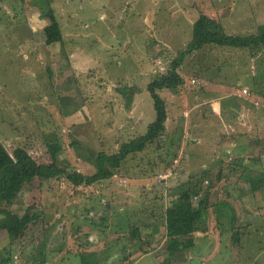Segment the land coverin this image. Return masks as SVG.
Returning <instances> with one entry per match:
<instances>
[{
  "label": "rangeland",
  "instance_id": "rangeland-1",
  "mask_svg": "<svg viewBox=\"0 0 264 264\" xmlns=\"http://www.w3.org/2000/svg\"><path fill=\"white\" fill-rule=\"evenodd\" d=\"M50 2L63 41L46 46L42 29L48 20L41 15L40 0H0V142L10 154L24 147L43 164L51 162L47 144L58 142L59 163L87 175L95 172L99 152H116L145 133L155 118L145 86L151 76L165 72L177 49L185 48L200 14L229 35L253 34L264 24V0ZM142 12L150 30L141 27ZM174 22L182 29L177 38ZM208 48L187 54L177 69L184 84L161 92L164 130L142 151L128 155L110 179L74 187L61 176L24 185L9 209L38 218L17 239L0 230V259L8 254L16 264H78L83 253L95 257L117 238L112 243L117 247L101 256L107 264L121 259L123 264H264V171L256 169V149L264 155V50ZM200 61L213 72L207 73L213 87L197 78ZM223 85L229 88L226 94L250 104V118L233 115L224 99L211 97L219 96ZM241 120L244 124L236 126ZM257 139L263 142L255 152L233 151ZM202 171L207 172L202 187L210 191L206 231L195 232L194 245L167 261L164 228L158 225L162 218L156 214L186 185L189 174ZM222 200L233 206L234 224L220 210ZM156 217L158 226L151 223ZM144 219L151 228L134 246L127 229L133 223L141 227ZM241 233L251 248L232 239ZM137 245L143 250L134 251Z\"/></svg>",
  "mask_w": 264,
  "mask_h": 264
},
{
  "label": "trees",
  "instance_id": "trees-1",
  "mask_svg": "<svg viewBox=\"0 0 264 264\" xmlns=\"http://www.w3.org/2000/svg\"><path fill=\"white\" fill-rule=\"evenodd\" d=\"M23 2L24 0H18ZM41 15L48 20L47 24L43 27L42 32L44 35V44L50 46L58 42L62 43L63 34L59 21L51 6L50 0H40ZM217 48H261L264 50V24L258 26L253 34L249 35H229L226 34L218 23L210 19L208 16L200 14L192 24V35L187 42L184 49H177L174 53L172 60L167 64L165 72H158L150 77L149 82L146 84L145 89L150 94L152 99V106L155 112L154 120L148 124L144 134L131 139L129 142H124L119 147L118 151L106 153L101 151L97 154L94 162L95 172L92 174H83L76 170H71L64 167L59 163V154L61 151L58 142L47 144V150L50 154L51 162L48 164L38 163L28 153V151L21 146H17L10 154L5 146L0 142V230L5 231L10 240L19 238L25 231L28 230L29 224L33 219H37L35 213L29 214L25 211L23 215H18L9 209V206L17 198L21 189L27 183H30L34 178L38 179H51L57 177H65L68 182L74 186L91 185L97 182L110 179L119 169L121 162L130 154L142 151L148 144L154 142L161 132L164 130V123L167 118L166 102L162 97L163 90H176L184 84L183 78L178 72V68L182 65L184 57L192 52H199L204 47ZM164 49H168L163 46ZM208 48V49H209ZM71 64V63H70ZM47 70L51 73L50 69ZM63 70V69H62ZM227 166L225 169H227ZM224 167L221 168L216 179L220 180L223 175ZM207 174L202 171L200 175L189 174L186 185L177 190V195L174 199L170 200V204L164 209L162 206L161 212L156 215L162 218L161 222L156 217V222H151L156 226H162L165 234L166 260L172 261L171 257L177 253L183 252L192 247L196 239L195 232L206 231V215L207 209L210 205V191L202 187V177ZM228 178V173L224 174ZM228 185L224 186L227 190ZM234 193L239 194L238 189H232ZM251 190L255 192L252 185ZM228 195H231L227 191ZM224 206L220 209L228 219V224H234V210L233 206L225 200H222ZM217 203H219L217 201ZM157 212V211H156ZM151 215H155L153 212ZM154 219V218H153ZM141 220L139 227L133 220V224L129 225L127 232V240L133 242L134 246L141 244L140 239H143L141 234L145 229L151 228L150 222ZM161 223L158 224L157 223ZM144 223V224H143ZM102 230V228H101ZM233 234V233H232ZM237 234V233H236ZM234 235V234H233ZM145 238V237H144ZM241 248H251L248 243L250 242L248 236L241 233L240 238L232 236ZM124 240L123 241H127ZM116 243L117 238L113 239ZM139 241V242H137ZM111 241L106 246V250L95 253H83L78 264H107L101 260L108 254V250L116 248L117 245ZM135 248V247H134ZM143 250L141 246L135 248L134 251ZM240 249V248H239ZM145 253L147 250H145ZM92 256V257H91ZM91 257V258H90ZM240 257V256H239ZM165 260V261H166ZM16 264L14 257L8 254L0 259V264ZM113 264H123V260L115 261Z\"/></svg>",
  "mask_w": 264,
  "mask_h": 264
},
{
  "label": "crops",
  "instance_id": "crops-1",
  "mask_svg": "<svg viewBox=\"0 0 264 264\" xmlns=\"http://www.w3.org/2000/svg\"><path fill=\"white\" fill-rule=\"evenodd\" d=\"M205 6H206V4H204ZM205 6H203V5H199V9L201 10V11H204L205 12ZM166 14H167V18H168V16H171V8H168L167 7V9H166V12H165ZM180 14L182 15V13L180 12ZM145 16H147V14L145 15V14H143V12H142V15H141V27L142 28H144V26L148 29V30H150L151 28H150V25L149 24H146V23H144L143 21L145 20L144 19V17ZM184 17L185 18H187L188 16H185V14H184ZM173 20V19H172ZM193 22V21H192ZM173 29H172V35H173V37H175V38H177L178 37V34H179V29L182 31V29L176 24V22H174L173 23ZM181 26V25H180ZM168 31H169V28H168ZM161 32V31H160ZM170 32V31H169ZM171 33V32H170ZM166 40H168V39H166L165 37H164V40L162 41V45L163 46H166V47H168V46H170V45H168V44H166ZM187 42H188V40L186 41V42H184L185 44H187ZM184 45V44H183ZM173 47V46H172ZM186 56H188V55H186ZM200 64H201V66H200V71H201V73H199L198 75H197V78H199V79H201V80H203L205 83H214V84H211L210 86L211 87H213L214 85H216L215 84V82H213L211 79H214V78H211V77H209L208 75H207V73H209V72H212V71H209V72H207V69H204V67H206V66H204V62H202V61H200ZM213 73V72H212ZM210 75V74H209ZM211 76H213V75H211ZM207 81V82H206ZM218 87V86H217ZM219 88V87H218ZM220 89V88H219ZM229 88H227V86L226 85H223V87L221 88V91H222V93L219 95V96H217V94L215 95V94H212L211 95V97H213V98H215V99H217L218 98V100L220 99V100H222V99H224L226 102H227V104H226V106H228V108H229V112L230 113H232L233 115H237V116H239V115H242L241 117H247V118H250V114L252 113V115H253V112H252V107L250 106V104H248L247 102H246V100H242V99H240L239 97H237L236 95H234V94H226L229 90H228ZM203 93V92H202ZM207 94H210L209 92H206ZM222 94H223V96H222ZM226 94V95H225ZM208 101H211V98L210 99H207ZM211 107H212V112H214V111H216V108H214L212 105H211ZM235 124H236V126H238L239 124L240 125H242V124H244V121L243 120H241L240 122L239 121H235ZM233 125V124H232ZM257 126H258V128L260 127V125H258V124H256ZM229 126H231V123L229 124ZM231 129H233V128H231ZM251 141V140H250ZM250 141H248V144L247 145H242L241 146V148L239 149V150H236V149H234L233 148V151L234 152H241L242 153V155H247V153H251L252 151L253 152H255V147L257 148L258 147V145H261V142H263V141H261V139H257V140H254V141H256L255 143L253 142V140L250 142ZM260 147V146H259ZM252 152V153H253ZM256 152H257V154H258V158H257V164H258V167L259 168H256L257 170H259L260 171V173H263L262 172V170L264 171V155L263 154H260L261 152L259 151V149H256ZM249 155V154H248ZM251 182V181H250ZM250 182H248L249 183V185H250Z\"/></svg>",
  "mask_w": 264,
  "mask_h": 264
},
{
  "label": "built area",
  "instance_id": "built-area-1",
  "mask_svg": "<svg viewBox=\"0 0 264 264\" xmlns=\"http://www.w3.org/2000/svg\"><path fill=\"white\" fill-rule=\"evenodd\" d=\"M243 94H244V95H245V94L248 95L249 92H248L247 90L244 89V90H243Z\"/></svg>",
  "mask_w": 264,
  "mask_h": 264
}]
</instances>
